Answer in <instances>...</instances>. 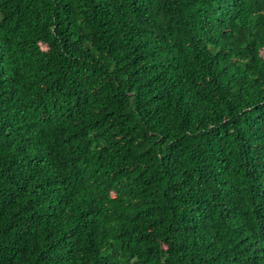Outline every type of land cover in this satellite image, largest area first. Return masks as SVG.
<instances>
[{
	"label": "trees",
	"instance_id": "obj_1",
	"mask_svg": "<svg viewBox=\"0 0 264 264\" xmlns=\"http://www.w3.org/2000/svg\"><path fill=\"white\" fill-rule=\"evenodd\" d=\"M0 264H264V0H0Z\"/></svg>",
	"mask_w": 264,
	"mask_h": 264
}]
</instances>
